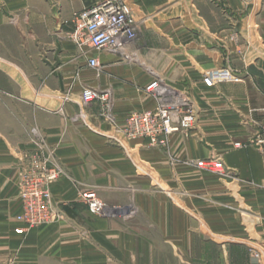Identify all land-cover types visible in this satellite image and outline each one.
Returning <instances> with one entry per match:
<instances>
[{
	"label": "crops",
	"instance_id": "obj_1",
	"mask_svg": "<svg viewBox=\"0 0 264 264\" xmlns=\"http://www.w3.org/2000/svg\"><path fill=\"white\" fill-rule=\"evenodd\" d=\"M101 1L0 0V264H153L163 249L191 257L195 219L218 257L264 264V168L252 145L264 122V0H124L140 29L132 64L69 39L73 15ZM225 66L242 81H204ZM154 77L186 91L196 114L195 128L164 147L120 132L132 112L154 110L143 92ZM84 88L112 93L117 130L98 121L97 104L85 126L56 113L76 115ZM32 129L62 169L50 189L58 218L17 235ZM215 158L221 176L194 166ZM90 189L106 215L87 212Z\"/></svg>",
	"mask_w": 264,
	"mask_h": 264
},
{
	"label": "built area",
	"instance_id": "obj_2",
	"mask_svg": "<svg viewBox=\"0 0 264 264\" xmlns=\"http://www.w3.org/2000/svg\"><path fill=\"white\" fill-rule=\"evenodd\" d=\"M72 25L69 39L78 49L106 52L119 61L135 60L136 54L128 52L140 38V29L132 9L124 0H103L83 9L73 15ZM87 66L96 73L102 71L97 58H88ZM203 79L210 85L242 81L227 66L207 71L203 74ZM143 92L151 97L155 108L132 112L126 117L122 129H119L125 139H146L150 146L160 147L166 144L171 135L195 128L196 114L186 91L176 90L160 78L154 77ZM92 104L100 107L99 117L117 130L112 114V93L108 90L84 88L79 97V115H75L72 121H85L87 117L84 110ZM252 145L260 153L264 168V122L259 126ZM235 147L241 148L244 145L235 144ZM23 162L18 179L20 213L15 220L20 226L14 230L17 235H25L57 219L51 203L50 189L62 175V169L53 164V153L45 145H37L34 151L26 153ZM195 164L205 171L223 173V164L218 159L202 160ZM81 200L92 217L104 214L105 206L93 190L83 192Z\"/></svg>",
	"mask_w": 264,
	"mask_h": 264
},
{
	"label": "rangeland",
	"instance_id": "obj_3",
	"mask_svg": "<svg viewBox=\"0 0 264 264\" xmlns=\"http://www.w3.org/2000/svg\"><path fill=\"white\" fill-rule=\"evenodd\" d=\"M71 41V40H70ZM131 48H129V53L133 52L135 54H137L136 52L134 51H131L130 50ZM106 53V52H104ZM136 59V57H135ZM136 60L133 59V61H129L130 64L132 63H135ZM102 67V65H101ZM102 71H100L99 73H101ZM164 82V81H163ZM165 83V82H164ZM166 84V83H165ZM83 90V89H82ZM82 92V91H81ZM148 96V95H146ZM149 97V96H148ZM151 98V97H150ZM70 96L68 94H65L62 98V101H63V104H66V103H70ZM152 100V99H151ZM153 101V100H152ZM79 107V105H78ZM62 106L58 109V111L56 112L58 115H60L61 117H65L69 122L71 123H79L83 126L86 125V123L88 122V120H86L85 118V121H82L79 119V121L77 122H73L72 119L73 117L75 116H71V117H66L64 115V112L62 111ZM87 110H84V113L86 116H88ZM79 112H80V108L78 109V112L76 115H79ZM99 113H100V107L98 106V112L96 114V117L98 118V121H100L101 123H104V124H107L109 127L113 129V127L111 125H109V123H107L102 117H99ZM125 121V120H124ZM31 139L32 141H34V144L36 145L35 149L37 148V145H40V146H43L44 145V139H41L40 136L38 135L37 131L35 129H32L31 131ZM190 132V131H189ZM189 132H179V133H189ZM125 139V138H124ZM127 140H133V139H127ZM167 142V140H166ZM149 144V143H148ZM150 146V145H149ZM166 146L163 145V146H160V147H164ZM152 147V146H150ZM35 149L29 151L28 153L34 151ZM260 154V153H259ZM261 156V155H260ZM262 158V157H261ZM215 159H218V158H215ZM219 160V159H218ZM202 161V160H200ZM263 161V160H262ZM198 162V161H197ZM196 162V163H197ZM222 163V162H221ZM55 165H57V163H53ZM59 166V165H58ZM194 166L200 170V171H205L203 169H200L196 166V164H194ZM60 167V166H59ZM23 168V167H22ZM61 168V167H60ZM22 169L19 171L18 173V179H19V175L21 173ZM206 172H209V171H206ZM210 175H217V176H221V173H214V172H209ZM59 179V178H58ZM57 182V181H56ZM262 189H264V185L262 186ZM91 190V189H90ZM94 191V190H93ZM95 192V191H94ZM96 193V192H95ZM97 194V193H96ZM98 196V195H97ZM18 197H19V191H18ZM99 197V196H98ZM200 198H202V195L200 194ZM100 199V198H99ZM101 200V199H100ZM102 201V200H101ZM103 202V201H102ZM52 203V202H51ZM104 204V215L107 214V207L105 205V203L103 202ZM84 205V203H83ZM85 206V205H84ZM86 207V206H85ZM87 210V208H86ZM55 216L58 218V215H57V211H55ZM88 212V211H87ZM20 213V212H19ZM18 213V214H19ZM17 214V215H18ZM100 216V217H102ZM16 218V217H15ZM243 218H247V215L244 213L243 211ZM16 221V220H15ZM201 230V227H199V222L195 219L194 220V232H195V242H194V248H193V253H192V256H188V257H179L178 259H175L173 258L172 256H170L171 252L169 251V249H163V250H159L157 251V256L155 257L154 259V263L153 264H249L248 263V259L246 257H244L241 253H236L235 255H232L231 257H228L226 259L224 258H220L218 257V252H217V249L213 246H207V244H205L204 241H206L205 239H203V234L200 232ZM189 255V254H188ZM259 255H256L254 254V257L255 259H259L258 257Z\"/></svg>",
	"mask_w": 264,
	"mask_h": 264
},
{
	"label": "trees",
	"instance_id": "obj_4",
	"mask_svg": "<svg viewBox=\"0 0 264 264\" xmlns=\"http://www.w3.org/2000/svg\"><path fill=\"white\" fill-rule=\"evenodd\" d=\"M65 211L68 213V214H71L70 211L66 208Z\"/></svg>",
	"mask_w": 264,
	"mask_h": 264
}]
</instances>
